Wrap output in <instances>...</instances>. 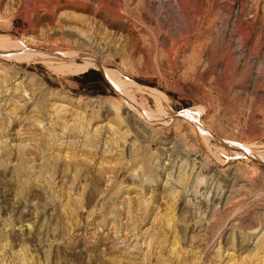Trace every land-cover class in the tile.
Wrapping results in <instances>:
<instances>
[{
	"label": "rangeland",
	"instance_id": "374dc122",
	"mask_svg": "<svg viewBox=\"0 0 264 264\" xmlns=\"http://www.w3.org/2000/svg\"><path fill=\"white\" fill-rule=\"evenodd\" d=\"M0 264H264V0H0Z\"/></svg>",
	"mask_w": 264,
	"mask_h": 264
},
{
	"label": "bare ground",
	"instance_id": "6f19581e",
	"mask_svg": "<svg viewBox=\"0 0 264 264\" xmlns=\"http://www.w3.org/2000/svg\"><path fill=\"white\" fill-rule=\"evenodd\" d=\"M57 58V57H56Z\"/></svg>",
	"mask_w": 264,
	"mask_h": 264
}]
</instances>
